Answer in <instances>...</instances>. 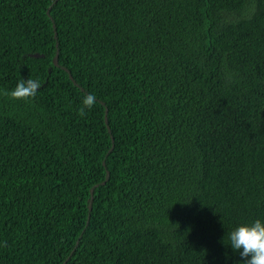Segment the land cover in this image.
Masks as SVG:
<instances>
[{
	"label": "trees",
	"instance_id": "trees-1",
	"mask_svg": "<svg viewBox=\"0 0 264 264\" xmlns=\"http://www.w3.org/2000/svg\"><path fill=\"white\" fill-rule=\"evenodd\" d=\"M54 1L0 0V264H244L225 243L264 221V0ZM30 77L34 100L3 94Z\"/></svg>",
	"mask_w": 264,
	"mask_h": 264
},
{
	"label": "clouds",
	"instance_id": "clouds-1",
	"mask_svg": "<svg viewBox=\"0 0 264 264\" xmlns=\"http://www.w3.org/2000/svg\"><path fill=\"white\" fill-rule=\"evenodd\" d=\"M42 85L39 79H20L14 89L4 91L5 96L12 100L25 103L34 100ZM97 98L94 94H87L83 97L78 115L84 117L96 104ZM228 243L234 251H239L244 264H264V221L256 219L251 224L236 227L227 235Z\"/></svg>",
	"mask_w": 264,
	"mask_h": 264
},
{
	"label": "water",
	"instance_id": "water-1",
	"mask_svg": "<svg viewBox=\"0 0 264 264\" xmlns=\"http://www.w3.org/2000/svg\"><path fill=\"white\" fill-rule=\"evenodd\" d=\"M57 1H58V0H55L54 3L48 8V10H47V14H48V16L51 15L52 7H53V5H54ZM50 17H51V16H50ZM51 19H52V17H51ZM52 20H53V19H52ZM54 37H55V39L58 38L57 28H56V25H55V24H54ZM56 47H57V51H56L55 57H54V59H53V64H54V66H56V67H61L60 64H59L60 50H59V44H58V43L56 44ZM30 56H31V57H34V58L44 57L43 55H41V54H39V53L32 54V55H30ZM62 68H63L66 72L69 73L70 79L74 82L75 85L78 86V84H77V82L74 80V78H73L71 72H70L67 68H65V67H62ZM81 90H82V91H85L83 88H81ZM105 122H106V124H107L108 131L111 132V130H110V126H109V121H108V109H106V113H105ZM112 141H113V143H114V139H113V137H112ZM113 147H114V146H113ZM113 147H112V149H113ZM112 149L110 150V152L112 151ZM104 164H105V163H104ZM109 178H110V173L107 172L106 179H105V181L102 183V185H105V184L107 183V181L109 180ZM97 186H98V185L94 186V187L92 188V190H91V198H90V200H89V211H90V212L92 211V208H93L94 189H95ZM89 218H90V216H89Z\"/></svg>",
	"mask_w": 264,
	"mask_h": 264
}]
</instances>
